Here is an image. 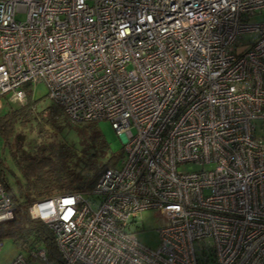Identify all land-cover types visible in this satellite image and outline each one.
Listing matches in <instances>:
<instances>
[{
	"label": "built area",
	"instance_id": "obj_1",
	"mask_svg": "<svg viewBox=\"0 0 264 264\" xmlns=\"http://www.w3.org/2000/svg\"><path fill=\"white\" fill-rule=\"evenodd\" d=\"M39 82L124 141L91 190L29 205L62 264H264V0H0V109ZM151 208L155 248L136 236ZM13 209L0 182V222Z\"/></svg>",
	"mask_w": 264,
	"mask_h": 264
},
{
	"label": "trees",
	"instance_id": "obj_2",
	"mask_svg": "<svg viewBox=\"0 0 264 264\" xmlns=\"http://www.w3.org/2000/svg\"><path fill=\"white\" fill-rule=\"evenodd\" d=\"M24 88L27 96L26 103L15 109L7 107V111L0 117V135L22 178L20 181L8 168L5 160L0 157V182L14 203L12 217L0 222V240L2 237L8 236L19 249L26 252L43 248L46 253V263L42 264H62L51 230L41 220L30 217L28 207L34 200L55 194L91 190L102 171L108 166L115 165L112 160L114 155H111V158L102 165L89 162L81 169L68 162L71 153L59 143L44 140L35 142L34 145L28 143L26 147L21 141V137L14 133V125L17 123L25 124L26 121L28 122L34 117L37 120V130L41 133V122L52 123L53 119L59 116L66 120L72 119L68 117L61 106L54 102L40 112H35L37 115H34L35 107L34 100L31 98V89L29 85ZM95 121L97 120L74 122L88 124V127L91 128ZM90 141L95 142L99 147L106 146L103 138L92 128ZM11 179L15 184V190L9 184Z\"/></svg>",
	"mask_w": 264,
	"mask_h": 264
},
{
	"label": "rangeland",
	"instance_id": "obj_3",
	"mask_svg": "<svg viewBox=\"0 0 264 264\" xmlns=\"http://www.w3.org/2000/svg\"><path fill=\"white\" fill-rule=\"evenodd\" d=\"M16 18L23 20L24 14L17 13ZM259 18V15H255L252 20H257ZM236 48L240 49V46L237 45ZM47 90V86L44 82L36 83L32 87L31 98L34 100V115L36 114L35 112H40L43 108L51 105L52 101L48 96ZM1 102H3V106L0 109V117L7 111V107L9 106L12 109L21 107L15 104H5L3 99ZM36 125L37 120L34 117L28 122L26 121L25 124L17 123L14 125V133L21 137V141L24 142L26 147L28 143L34 145L35 142L51 140L54 143L63 145L65 149L71 153L68 162L77 168L82 169L89 162L95 165H102L111 158V155H114V157H112L114 164L116 166L119 165L124 141L123 138L116 133L110 121L107 119H99L91 126V128L96 130L103 138L106 143L105 147H99L95 142L90 141L91 128L88 127V124H76L73 120H66L62 116H59L54 118L52 123L41 122V133L38 132ZM0 157L5 160L6 165L14 175L22 181L8 149L4 146L1 135ZM195 167L196 165L194 164L180 166L182 169H192ZM9 184L12 189L15 190V184L12 179ZM136 219L138 220V228L136 231L138 240L148 247L155 248L159 241L157 229L165 224V217L162 210L160 208L142 210L137 213ZM0 241V264H10L13 257L20 250L8 236L2 237ZM22 253H24V251H22Z\"/></svg>",
	"mask_w": 264,
	"mask_h": 264
}]
</instances>
